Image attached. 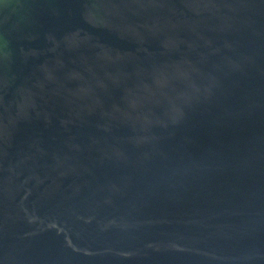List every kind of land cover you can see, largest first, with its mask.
Returning a JSON list of instances; mask_svg holds the SVG:
<instances>
[{"label": "water", "instance_id": "1", "mask_svg": "<svg viewBox=\"0 0 264 264\" xmlns=\"http://www.w3.org/2000/svg\"><path fill=\"white\" fill-rule=\"evenodd\" d=\"M0 264H264V0H0Z\"/></svg>", "mask_w": 264, "mask_h": 264}]
</instances>
